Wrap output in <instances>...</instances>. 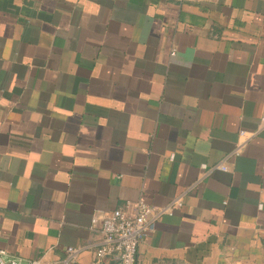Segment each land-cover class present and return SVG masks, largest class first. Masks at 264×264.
I'll return each mask as SVG.
<instances>
[{
    "label": "crops",
    "instance_id": "crops-1",
    "mask_svg": "<svg viewBox=\"0 0 264 264\" xmlns=\"http://www.w3.org/2000/svg\"><path fill=\"white\" fill-rule=\"evenodd\" d=\"M263 114L264 0H0V249L92 264L180 198L135 264H264Z\"/></svg>",
    "mask_w": 264,
    "mask_h": 264
},
{
    "label": "built area",
    "instance_id": "built-area-1",
    "mask_svg": "<svg viewBox=\"0 0 264 264\" xmlns=\"http://www.w3.org/2000/svg\"><path fill=\"white\" fill-rule=\"evenodd\" d=\"M260 127L264 128V114L260 117ZM240 133V135H242ZM238 146L233 155H238ZM216 169L227 172L225 162L215 166ZM181 205L180 198L174 199L167 207L154 210L146 203L139 201L128 207L118 208L109 211L100 217H93L91 229L97 230L101 235V242L93 252L94 261L92 264H105L115 261L118 264H135V254L138 245L154 229L155 222L163 214H171L174 207ZM68 260L76 257L78 249L68 247L65 250ZM0 264H43L41 259L20 261L6 257V251L0 249Z\"/></svg>",
    "mask_w": 264,
    "mask_h": 264
},
{
    "label": "trees",
    "instance_id": "trees-1",
    "mask_svg": "<svg viewBox=\"0 0 264 264\" xmlns=\"http://www.w3.org/2000/svg\"><path fill=\"white\" fill-rule=\"evenodd\" d=\"M112 262H115V261H112ZM117 263V262H116Z\"/></svg>",
    "mask_w": 264,
    "mask_h": 264
}]
</instances>
